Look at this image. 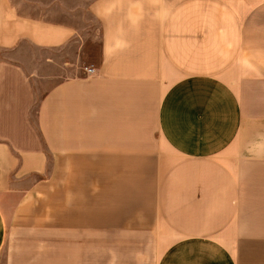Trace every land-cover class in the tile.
<instances>
[{"label": "crops", "instance_id": "0c3cea01", "mask_svg": "<svg viewBox=\"0 0 264 264\" xmlns=\"http://www.w3.org/2000/svg\"><path fill=\"white\" fill-rule=\"evenodd\" d=\"M86 16L95 73L36 101L1 55L91 54ZM2 251L264 264V0H0Z\"/></svg>", "mask_w": 264, "mask_h": 264}, {"label": "rangeland", "instance_id": "374dc122", "mask_svg": "<svg viewBox=\"0 0 264 264\" xmlns=\"http://www.w3.org/2000/svg\"><path fill=\"white\" fill-rule=\"evenodd\" d=\"M72 3V2H69ZM53 16V15H52ZM48 19L60 20L59 16ZM85 23L84 36L86 39L85 51L91 54H77L74 46L66 47L57 51H48L33 47H25L20 54H2L1 58L5 60H17L23 65L32 79L36 101H38L53 85L58 81L74 76L77 72L84 73L83 69L89 65L88 56H95L96 45L89 46L92 35L97 33V25L90 20ZM88 27V28H87ZM96 42V38H95ZM88 55V56H87ZM82 56V57H81ZM34 115V111H32ZM0 264H4V252L0 253Z\"/></svg>", "mask_w": 264, "mask_h": 264}, {"label": "built area", "instance_id": "2783aa9c", "mask_svg": "<svg viewBox=\"0 0 264 264\" xmlns=\"http://www.w3.org/2000/svg\"><path fill=\"white\" fill-rule=\"evenodd\" d=\"M83 71L87 74V75H92L95 73V68L93 66H88V67H85L83 69Z\"/></svg>", "mask_w": 264, "mask_h": 264}]
</instances>
